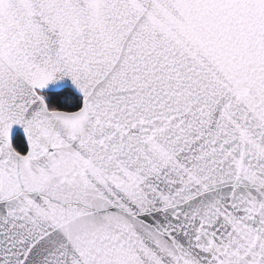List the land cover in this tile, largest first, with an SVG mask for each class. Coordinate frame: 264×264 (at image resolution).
<instances>
[{"label": "snow or ice", "instance_id": "snow-or-ice-1", "mask_svg": "<svg viewBox=\"0 0 264 264\" xmlns=\"http://www.w3.org/2000/svg\"><path fill=\"white\" fill-rule=\"evenodd\" d=\"M0 264H264V0H0Z\"/></svg>", "mask_w": 264, "mask_h": 264}]
</instances>
